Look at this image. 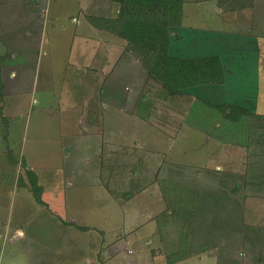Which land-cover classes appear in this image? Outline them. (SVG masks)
Returning a JSON list of instances; mask_svg holds the SVG:
<instances>
[{"label":"rangeland","instance_id":"rangeland-1","mask_svg":"<svg viewBox=\"0 0 264 264\" xmlns=\"http://www.w3.org/2000/svg\"><path fill=\"white\" fill-rule=\"evenodd\" d=\"M106 2L0 0V264H264V163L213 149L223 137L246 141L253 126L251 137H264V116L234 122L212 105L255 107L264 91V0L184 3L181 56L229 49L233 77L163 96L189 115L146 157L137 147L157 120L138 116L139 97L148 90L157 106L161 97L125 41L88 20ZM211 159L248 174L230 192V174L211 176ZM169 163L188 175L168 185ZM27 168L43 181L39 199L22 184Z\"/></svg>","mask_w":264,"mask_h":264},{"label":"trees","instance_id":"trees-1","mask_svg":"<svg viewBox=\"0 0 264 264\" xmlns=\"http://www.w3.org/2000/svg\"><path fill=\"white\" fill-rule=\"evenodd\" d=\"M226 1L235 0H217V4L221 7ZM186 2L187 0H107L108 7L104 15H89L87 18L98 29L125 41L126 50H131L145 71V83L149 82L156 88L157 92L153 95L175 99L183 93L188 94L186 90L194 86L221 85L226 81L225 64L219 55L192 58L181 56L182 50L175 42L180 39V34L177 33L178 27L183 23V6ZM5 60L6 56L1 55L0 64L3 65ZM108 77L107 74L106 80ZM126 88L130 89L128 86ZM147 92L148 90L145 93L143 91V95ZM114 93L117 96L122 91L115 87ZM150 100L158 109L154 100ZM212 105L228 114L229 119L234 122L246 116H258L239 104ZM25 176L27 181L20 176L22 184L39 199L38 192L42 187L39 185L38 175L33 169L27 168Z\"/></svg>","mask_w":264,"mask_h":264},{"label":"crops","instance_id":"crops-1","mask_svg":"<svg viewBox=\"0 0 264 264\" xmlns=\"http://www.w3.org/2000/svg\"><path fill=\"white\" fill-rule=\"evenodd\" d=\"M99 2H100V0H99ZM216 3H217V0H216ZM218 7H220V6H218ZM221 41H220V43H222ZM226 48H228V47L226 46ZM181 50L183 51L184 49H181ZM225 50L226 51L223 52L222 55H219L221 57V59H222V57L224 58V63H225V61L228 62V60H229L228 59L229 56L225 54V53H228L229 49H225ZM182 51H181V53H182ZM196 55L197 56H195V57H201L200 54H196ZM225 68H226V66H225ZM259 68H260V65H259ZM227 72H228V70H227ZM232 77H233V75L230 76V78L229 77L226 78L227 83L229 82V79H231ZM263 83H264V81H263ZM216 86H218V85H212L211 87L213 88V87H216ZM218 88H221V87H218ZM148 97L149 96H145L143 94L139 97L140 98V106H139V108H141L142 110H140V113H139L138 116L141 117L145 121L149 120V118L150 119H154L155 118L157 120V124L152 123L155 126V129H156L155 131L151 130V129H148V130L145 129L144 132H142V134L144 135L146 140L145 139H144L145 141L142 140V142H144L143 146L137 147L140 150V151H137V153H139L140 156H142V154H143V157L148 156L149 152L151 151V148L156 147L159 144H161L162 140L164 141L165 138H166V142H169L168 139H167V136L168 137H172L171 134L174 133V130L181 129V124L187 119V117L189 115V108L187 107L185 109V107H184V109H182V105L181 106L179 105V101L176 102V101L172 100L170 105L168 103H164V102H163L164 103L163 104L160 101V106H158V109H156L154 107V105H152L153 104L152 100L150 101V104H148ZM129 98H131L130 95H127V96L125 95V97L122 100L128 102ZM164 98L165 97L161 96L162 100ZM158 101L159 100L154 101V103L158 102ZM238 102L241 105L243 104V106H246V103L241 101V100L240 101L235 100L234 102H230V103H235L236 104ZM258 102H262V105H261L262 108L261 107L258 108L259 107V105L257 104ZM158 105H159V103H158ZM165 105L168 108H165ZM248 106H249V109L252 112H255V113L259 114L257 117L260 116V118H261V116H264V91H263V89L260 90L259 93L256 96L255 107L254 106H250V105H248ZM182 119H183V121H182ZM200 125L201 124H197V126H200ZM247 127H250V126H247ZM195 129H196L195 133H197L198 129L197 128H195ZM253 129H254V126L246 129V131H245L246 141L240 142V143L235 142V145H234L232 143L234 141L229 140L228 143H226V140L223 137L220 140L218 139L216 144L213 143L214 144V146H213L214 148L213 149H222L225 152L226 156H228L229 154L233 153L234 150L237 147H239V150H238L239 152H244V154H247L246 157L242 159V165H244L246 162L248 163L250 161L253 162L254 164H256L258 162L264 163V161H263L264 160V155H262V156L257 155V151L258 150L264 152V137H262V138H252L251 137L252 132L255 131ZM255 129H257V130L261 129V126H258V128H255ZM148 131H153L152 132L153 135L149 136L150 134L148 133ZM146 135H148V136L146 137ZM171 139H173V138H171ZM205 139L206 140L208 139L207 142L209 143V142H211L213 140V137H209V138L205 137ZM240 139H241V136H240ZM252 139L254 140V142H251ZM115 144L117 145V142ZM157 148L159 149V147H157ZM169 150H172V148H169ZM152 151H153V149H152ZM144 153H147V155H145ZM157 153L159 154V151ZM211 160H213L215 162V163H213V168L214 169L212 170L211 176H213L214 172H215L216 176L219 175L221 177L222 176H227L228 173L230 174L229 180L227 181L228 184L226 186H224L230 192H231V190H234L235 183L240 182L242 179H244L243 176L248 174V172L245 169H243V170L240 171V173L238 172L237 177H235V176H233V171H232L233 169H232V165L230 163H225V166H227V171H225L224 168L222 169L221 167H219L218 161H215L214 159H211ZM222 163L224 164V162H222ZM169 164L170 165H168L167 168L164 171V173H167L165 183H168V185H169V183H171V179H172V181H174L176 179L179 180L180 178H182V177L184 178L186 175H188V172H184V171L189 170V168L183 169L184 171H182L179 168L178 169L173 168L172 167V165H173L172 163H169ZM143 165L144 166H142L138 170L137 175L138 174H147L146 168H150V166H151V164H149V163L147 165L144 163ZM157 169L162 170L161 168H157ZM40 177L38 175V181H39L40 184H43L42 183L43 181H42V179H40ZM45 177H47V176L45 175ZM262 182H264V177H262ZM239 186H240V189H244L243 185H239ZM236 188L239 189L238 187H236ZM252 197H255V195L252 196ZM124 239L126 241L128 238H124ZM146 241H147V239H146ZM198 254L199 253L192 255L190 258H192L193 256H196ZM210 255H211V253H210ZM160 257H162V256L160 255ZM198 257H200V256H198ZM195 258H193V259H195ZM158 261L160 262L159 264H166V259L165 258H158Z\"/></svg>","mask_w":264,"mask_h":264}]
</instances>
